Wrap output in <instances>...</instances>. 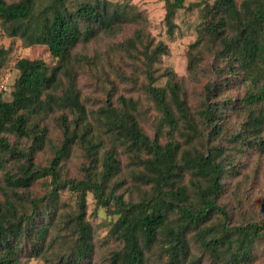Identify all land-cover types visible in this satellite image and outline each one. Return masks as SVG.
I'll return each mask as SVG.
<instances>
[{
  "label": "trees",
  "instance_id": "1",
  "mask_svg": "<svg viewBox=\"0 0 264 264\" xmlns=\"http://www.w3.org/2000/svg\"><path fill=\"white\" fill-rule=\"evenodd\" d=\"M186 1L0 0V264H264V0Z\"/></svg>",
  "mask_w": 264,
  "mask_h": 264
},
{
  "label": "rangeland",
  "instance_id": "2",
  "mask_svg": "<svg viewBox=\"0 0 264 264\" xmlns=\"http://www.w3.org/2000/svg\"><path fill=\"white\" fill-rule=\"evenodd\" d=\"M116 1V0H114ZM123 1V0H119ZM129 3L135 5L140 11H142L145 17L148 19L149 29L152 35L163 34V26H162V18L164 15V2L163 0H128ZM198 0H187L186 5L188 3H193ZM178 23L181 26L182 31L185 33L183 39H175L172 45V52L170 58L168 60L169 63L173 64L174 69L177 73L183 74L185 68V58H184V47L190 42L187 38L188 32L186 31V27L190 24H195L198 21L197 11L193 10H183L178 17ZM12 46L10 52V59L7 62V65L0 70V88L4 89V98L5 100L10 99L9 92L12 90L13 83L16 78V71L13 68L14 62L17 59L27 58V59H43L47 64L51 63V58L48 52L43 47L32 46L29 48H25L21 45L19 41H12L8 39L0 40V47L8 48ZM93 47V45H92ZM198 88L196 85H191L189 88L190 97L193 99L195 94V89ZM76 164V163H74ZM72 170L74 173L76 168L72 166ZM75 174V173H74ZM252 193L254 194L255 199L258 200L259 203H264V177H261L254 183L252 188ZM90 210L93 209V201L91 198L88 199ZM232 207V204H230ZM99 218L95 221L98 223L104 214L102 211L98 213ZM105 230L102 229L99 231V236L104 237ZM31 264H42L39 262H32Z\"/></svg>",
  "mask_w": 264,
  "mask_h": 264
}]
</instances>
